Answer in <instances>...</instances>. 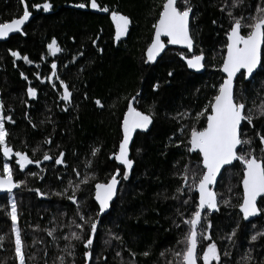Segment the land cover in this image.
<instances>
[{
	"label": "trees",
	"instance_id": "1",
	"mask_svg": "<svg viewBox=\"0 0 264 264\" xmlns=\"http://www.w3.org/2000/svg\"><path fill=\"white\" fill-rule=\"evenodd\" d=\"M48 2L52 8L44 12L42 7H33L42 5L44 0H27L28 9L34 15L33 20L23 30V35L0 44V101L4 103L5 114H11L15 120L14 124H5L10 133L6 138L7 144L14 150L27 153L33 160H41L44 152L55 160L63 151L67 166L58 167L53 162L42 167L43 171L30 168L22 174L14 162H9L17 171L13 178L26 181L16 195L20 199L17 206L18 228L26 254L33 257L29 264H59L56 258L65 244L60 237L69 231H79L75 225L71 229L68 227L73 219L80 222L75 216L76 205L66 198L71 191L65 196L54 194L63 191L69 179H78L72 172L74 167L81 173L80 179L87 172L97 177L96 181L81 185V190L76 193L84 205L81 211L93 216L98 209L94 202L95 182H106L117 168L121 169L122 185L118 198L109 215L99 224L89 264L175 262L177 258L169 249H181L177 241L187 231V226L181 223L182 216L187 219L195 210L193 202L184 205L183 201L189 196L195 201L198 195L195 192L187 194L185 190L184 196L172 198L178 195L175 189L181 183L178 173L183 165L189 160L192 164L197 162L195 154H187L183 146H175L176 140L181 137L177 132L179 125L173 117L186 110H190L194 116L215 95L213 86L222 82L219 65L225 51V31L229 27L225 13L220 11L225 0H191L195 19L190 27L195 38V53L202 51L206 59V72L201 75L188 71L180 55L188 54L180 50H168L158 62L147 60V47L151 43L153 25L158 19L163 0H96L99 8L109 9L107 14L91 9L90 0ZM258 2L245 0V6L235 10V13L239 15L244 12L247 15L249 11H254ZM78 3H85L89 11L68 8L70 4ZM113 10L130 20L127 39H122L118 46L115 25L110 19ZM22 13L20 0H0V23L10 22ZM53 38L62 50L54 55L47 48ZM93 40L96 41L95 45ZM10 50L19 52L21 57L27 56L33 63L12 57ZM53 61L57 64L58 76L72 93L67 104L60 99L62 89L59 88V81L53 80L55 89L47 81ZM169 72L173 73L172 76H168ZM21 73L27 80L21 77ZM36 73L41 79L36 78ZM262 81L264 73L253 81H241L249 107L253 100L258 104L264 98ZM157 84L159 87L153 91V85ZM28 87L36 89L35 98L27 96ZM137 92L140 96L135 107L147 112L152 105L153 125L148 133L135 136L128 152V158L134 163L129 178L125 180L122 177L123 166L114 159L113 154L119 151L123 137L121 124L128 100ZM96 100L102 106H98ZM25 113L36 125L35 128L25 118ZM41 121L45 123L41 124ZM254 125L261 128L264 119L255 121ZM247 134L254 136V129L248 128ZM45 137L50 138L51 143L39 144ZM169 137H172L171 141ZM38 144L39 150L33 155L32 149ZM94 147L100 149L95 157L91 156ZM87 160L92 161L89 169L84 166ZM3 162L6 160L0 154V174ZM235 165L232 171L239 172V163ZM28 172H36L38 176L27 175ZM58 175L61 177L59 180ZM229 186L232 187L231 192L228 191ZM34 189L48 195L41 198ZM216 192L238 205L242 187L236 176L231 179L225 177L218 183ZM3 197L0 195V236L4 237L0 241V264H18L10 212L3 204ZM178 210L182 216L177 214ZM208 220L211 222L208 230L211 240L198 244L200 255L207 243L215 242L223 264H246L243 259L246 254L252 257L247 264H264V237L259 242L250 239L260 227L264 229V224L258 227L256 222L245 223L238 207L223 205L218 213H208ZM262 220L264 216L259 221ZM174 221L180 225L179 228L175 227ZM237 222L239 228L233 243L224 237L231 233ZM52 228H56L54 235L58 243H53L52 237L47 235L46 230ZM111 234L119 235L123 243L113 239ZM105 240L110 243L106 245ZM84 251L83 245L78 244L75 264H84ZM224 251H228L229 255L225 257ZM117 252H120V256L116 255ZM145 252L147 256L143 255ZM198 263L201 264L200 261Z\"/></svg>",
	"mask_w": 264,
	"mask_h": 264
},
{
	"label": "snow or ice",
	"instance_id": "2",
	"mask_svg": "<svg viewBox=\"0 0 264 264\" xmlns=\"http://www.w3.org/2000/svg\"><path fill=\"white\" fill-rule=\"evenodd\" d=\"M23 6V13L18 18L12 19L11 22L0 23V39L9 37L12 33H20L23 35L22 25H24L31 15L26 0H20ZM89 6L91 9L108 12L107 7L99 8L96 0H90ZM245 6V0H225L221 5L220 11L225 13L229 27L225 31L226 41L222 56V63L219 65V71L223 73L222 82L214 85L215 95L205 104L194 116L190 110L178 112L174 120L179 125L177 132L181 139H177L175 146H183L187 154H195L197 162L192 164L189 160L183 165V169L178 173V178L181 180L179 187L175 189L173 199H179L187 194L198 193L195 201L191 196L189 199H184V205L190 202L194 203L195 210L190 214L189 218L184 219L182 214L181 223L187 226V231L183 237L177 241L181 245V249L176 251L169 249L172 255L177 259L175 262L168 261V264H223L221 254L218 251V246L215 242L207 243L203 248L202 255L198 252V244L203 241L211 240L208 230L211 228V222L208 220V213L218 212L221 205L224 207H238L242 213L243 220H249L251 217L264 215V126L256 128L255 121L264 119V98H261L257 104L255 100L251 102V107L248 106V98L245 94V89L241 83L242 80L251 81L258 75L264 73V0H259L255 5L254 11H249L247 15L240 12L239 15L235 10ZM34 8L48 12L52 5L48 0H44L42 5H33ZM74 7L85 8V3L75 4ZM248 7H251L250 5ZM193 11L191 0H163L158 19L153 25L154 34L151 43L147 47V60L155 61L156 58L165 50L167 45H180L191 53L190 57L181 53V59L186 63L188 69L200 71L205 67L202 62L204 60L203 52L199 54L194 52L196 44L195 38L190 27L191 20L195 19L190 16ZM111 18L115 25V38L120 39L129 29V17L120 14L113 10ZM216 21H213L215 24ZM166 38V44L164 39ZM92 43L95 45L96 41ZM50 54H56L62 51L56 40L53 38L51 43L47 45ZM99 50V49H98ZM83 53H80L82 55ZM10 55L17 59H23L25 62L33 63L27 56L21 57L20 53L10 50ZM44 57H41L43 59ZM75 59V58H74ZM51 74L47 77L48 83L52 84L53 89L56 84L53 80L59 81V88L62 89L60 99L65 104L70 102L72 93L69 91V86L57 74V64L53 61L50 65ZM172 72L168 76H172ZM36 78L41 79L36 73ZM21 77L27 80V77L21 73ZM43 83L44 81L41 80ZM264 83V81H262ZM159 85H153L155 91ZM27 96L35 98L37 93L33 87L26 89ZM140 93L137 92L128 100L127 110L123 113L122 132L123 137L119 144V151L113 154L114 159L123 166L122 177L127 180L130 170L133 167V160L128 158V145L132 139L133 133L136 130H147L149 125L153 123V106L150 105L147 112L138 110L133 106L137 101ZM26 103V101H25ZM95 103L102 106L99 100ZM66 110V109H65ZM9 113L11 109L8 110ZM25 118L32 124L31 118L25 113ZM181 121H184L181 123ZM14 124L15 120L11 114H5L3 101H0V154L4 158H10L14 155V163L19 167L20 171H24L27 165L35 164L40 166L42 161L53 160V157L44 152L41 160H33L26 153L14 150L7 144L6 138L10 135L5 124ZM51 122V121H48ZM45 121H41V124ZM35 128L36 125L32 124ZM254 129V136L247 134V129ZM173 135H176L174 133ZM172 140V137H169ZM258 140V143H257ZM51 140L48 137L39 144H50ZM39 144L33 148V155L39 150ZM98 147L91 150V156L95 157L99 152ZM64 152L61 151L55 157V164H64ZM110 157V158H113ZM234 162H238L240 166L239 172H233L236 167ZM92 161H85V168H91ZM43 171V169H41ZM72 172L78 178L76 181L69 179L67 187L61 192H55V195L65 196L71 191V195L66 198L76 205L75 216L79 218V223L73 219L68 227L71 229L75 225L79 231H69L63 234L60 238L65 241L62 248L59 249L60 255L56 258L59 264H75V249L78 244H82L85 251L83 252L84 264H89L94 249V237L98 231V224L102 214L110 207V201L116 195L117 186L120 183L118 177L121 176V169L117 168L106 182H95L94 184V201L98 205L95 215L82 212L84 206L77 198V191L81 190V185H88L97 180V177L92 172L84 174L80 179L81 173L74 167ZM27 175L36 177L38 173L28 172ZM236 176L239 185L242 187V194L238 197L240 203L234 205L230 198H224L221 193L213 190V186L218 182H222L225 177L231 179ZM61 177L58 175L57 179ZM26 185L24 180L13 179V169L9 162L2 163V174H0V191L9 194L10 217L12 222V234L14 236L15 259L18 264H29L32 260L31 255L25 252V244L21 237L20 229L17 226L18 212L17 204L11 194L14 189ZM37 196H47L48 193L42 192L40 189H34ZM228 191H232L229 186ZM258 197L260 198L258 200ZM175 227L180 225L173 222ZM87 226V236L85 238V227ZM63 227V225H61ZM239 228V222L234 227L231 233L226 234L224 238L234 243V237ZM47 235L52 237L53 243H58V238L54 235L56 228L48 229ZM112 238L123 243L121 237L116 234H111ZM258 237H264V232H257L250 237L251 241H256ZM4 239L0 236V241ZM107 245L110 241L105 240ZM120 256V252L116 253ZM132 255H135L134 253ZM143 255L147 256L145 252ZM163 255V253H162ZM223 255H229L228 251H224ZM246 264L252 257L246 254L243 257ZM106 264V262H105Z\"/></svg>",
	"mask_w": 264,
	"mask_h": 264
},
{
	"label": "water",
	"instance_id": "3",
	"mask_svg": "<svg viewBox=\"0 0 264 264\" xmlns=\"http://www.w3.org/2000/svg\"><path fill=\"white\" fill-rule=\"evenodd\" d=\"M26 4H27V0H26ZM68 8H69V9H72V10L83 11V12H87V11H89V8H88L87 6H86L85 8H83V9H81V8L74 7V4H70V5L68 6ZM30 13H31V12H30ZM103 14H107V13H106V12H103ZM192 14H193V13H191L190 16H192ZM33 18H34V15L31 13V15H30V17H29V20H28L24 25H22V31H23V30L29 25V23L33 20ZM110 19L112 20L111 16H110ZM10 22H11V21H10ZM190 23H191V22H190ZM190 25H191V24H190ZM129 26H130V23H129ZM128 33H129V29H128V32H127L125 35H123V36L120 37L119 40L116 39V46H118L119 42H120L122 39H127ZM17 35H21V34H20V33H12V34L9 35V37L0 39V44L5 43V42H8L12 37H15V36H17ZM162 39H164L165 44H166V38H162ZM169 49H179V50H182V51H187V49L184 48L183 46H180V45H167V44H166V48H165V50H164V51H163V52H162V53L156 58V60H155V61H149V62H158L159 59L162 58V57L165 55L166 51L169 50ZM194 50H195V49H194ZM146 52H147V51H146ZM187 52H188V51H187ZM194 52H195V51H194ZM189 54L191 55V53H189ZM202 62H203L204 64H206V59H205V57H204V60H203ZM184 63H185V61H184ZM185 65H186V63H185ZM188 70H189V72H191V73H194V74H197V75H201V74H204V73L206 72V66H205L203 69H201L200 71H198V72H197V71H194V70H191V69H188ZM222 75H223V73H222ZM246 82H250V81H246ZM135 103H136V102L133 103V106H134V107H135ZM152 125H153V123L149 125V128H148L147 130H144V131L136 130V131L133 133L132 139L129 141L128 152L130 151V148H131V146H132V144H133V142H134L135 136H136L138 133H142V134L148 133V132L151 130ZM26 154H27V153H26ZM27 155H28V154H27ZM192 155H193V154H192ZM5 159H6L8 162H12L13 160H15V157H14V155H13L12 157H10V158H5ZM63 160H64V157H63ZM41 161H42V159H41ZM53 162H54V159H53V160H50V161H42L39 167H37V166L33 163V164H30V165H27L26 168H25V170H24V171H21V172H22V173H25V171L28 170L29 168L41 169L42 166H45V165H47V164H51V163H53ZM237 163H238V162H234V164H237ZM58 166H59V167H67L65 164L58 165ZM13 179H14V178H13ZM118 179L120 180V183H119L118 186H117V192H116V195L113 197V200L110 201V207H109V209L106 211V214H102V215H101V217H100V222H101L105 217H107V216L109 215V213H110L111 210H112V206H113V204L116 202V200H117V198H118L119 191H120V188H121V185H122L121 176L118 177ZM14 180H15V179H14ZM218 183H219V182H218ZM218 183H217L216 185L213 186V190H214V191H216L215 189H216ZM20 189H21V187L18 188V189H14V190H13V193L19 191ZM7 194H8L7 192L0 191V195H7ZM197 195H198V193H197ZM259 199H260V198L258 197V200H259ZM94 202H95V201H94ZM96 205H97V204H96ZM97 206H98V205H97ZM218 212H219V211H218ZM218 212H213V213H211V214L214 215V214H216V213H218ZM241 214H242V213H241ZM261 216H262V215H258L257 217H251V218H249V220H244V221H245L246 223H250V222H253V221L257 220V219L260 218ZM100 222H99V224H100ZM99 224H98V228H99ZM198 252H199V246H198Z\"/></svg>",
	"mask_w": 264,
	"mask_h": 264
},
{
	"label": "rangeland",
	"instance_id": "4",
	"mask_svg": "<svg viewBox=\"0 0 264 264\" xmlns=\"http://www.w3.org/2000/svg\"><path fill=\"white\" fill-rule=\"evenodd\" d=\"M6 160V159H5ZM6 162H8L7 160H6ZM52 164V163H51ZM51 164H47V165H45V166H43V168L44 167H46V166H48V165H51ZM55 164V163H54ZM56 165V164H55ZM58 166V165H57ZM10 167H12V166H10ZM59 167V166H58ZM13 169V168H12ZM17 174V171L15 170V169H13V176L14 175H16ZM22 174H24V173H22ZM23 186V185H22ZM21 190V189H20ZM19 190V191H20ZM19 191H17V192H19ZM17 192H15V193H12L11 194V196H12V198H14L15 199V201H16V204H17V206L19 205V202H20V199L18 198V196L16 195L17 194ZM41 198H44L45 196H40ZM3 204L6 206V207H8V210H9V212H10V204H9V194H7V195H4V197H3ZM8 205V206H7ZM3 208V207H2ZM17 212H18V210H17ZM17 226H18V221H17ZM200 263L202 264V261H200Z\"/></svg>",
	"mask_w": 264,
	"mask_h": 264
},
{
	"label": "flooded vegetation",
	"instance_id": "5",
	"mask_svg": "<svg viewBox=\"0 0 264 264\" xmlns=\"http://www.w3.org/2000/svg\"><path fill=\"white\" fill-rule=\"evenodd\" d=\"M192 13H193V12H192ZM192 16H193V14H192ZM191 22H192V20H191ZM190 24H191V23H190ZM170 50H172V49H170ZM175 50H179V49H175ZM180 51H182V50H180ZM194 51L196 52V48H195ZM183 52H186V53L188 54V57H190V54H189L187 51H183ZM204 57H205V56H204ZM183 62H184V60H183ZM12 162H14V160H13ZM17 167H18V166H17ZM42 167H43V166H42ZM29 169H30V168H29ZM29 169H28V170H29ZM34 169H36V168H34ZM41 169H42V168H41ZM41 169H38V170H41ZM28 170H27V171H28ZM27 171H26V172H27ZM20 172H21V171H20ZM26 172H25V173H26ZM263 216H264V215H262V216H261L260 218H258L257 220L253 221V222H256V225L258 224V227H259V226H263V224H264V221H263V220H262V221H259V220H261V219L263 218ZM241 217H242V215H241ZM243 221H244V220H243ZM244 222H245V221H244ZM245 223H246V222H245ZM250 223H252V222H250ZM250 223H249V224H250ZM262 231H264V229L260 227V228L258 229V232H262ZM262 238H263V237H258L257 242H259Z\"/></svg>",
	"mask_w": 264,
	"mask_h": 264
},
{
	"label": "bare ground",
	"instance_id": "6",
	"mask_svg": "<svg viewBox=\"0 0 264 264\" xmlns=\"http://www.w3.org/2000/svg\"><path fill=\"white\" fill-rule=\"evenodd\" d=\"M169 50H170V49H169ZM167 51H168V50H167ZM167 51H166V52H167ZM160 59H161V58H160ZM160 59H159V60H160ZM205 66H206V64H205ZM186 67H187V66H186ZM187 69H188V68H187ZM188 71H189V70H188ZM244 81H245V80H244ZM251 81H253V80H251ZM245 82H246V81H245ZM54 161H55V160H54ZM41 168H42V167H41ZM26 171H27V170H26ZM26 171H25V172H26ZM21 173H22V172H21ZM216 188H217V187H216ZM215 190H216V189H215ZM95 204H96V203H95ZM97 207H98V206H97ZM210 214H211V213H210ZM241 215H242V214H241ZM198 264H199V263H198Z\"/></svg>",
	"mask_w": 264,
	"mask_h": 264
}]
</instances>
